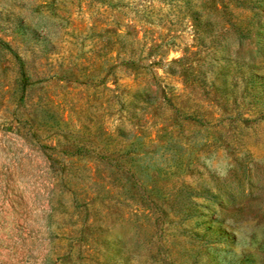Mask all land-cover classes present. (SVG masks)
<instances>
[{
  "label": "rangeland",
  "instance_id": "obj_1",
  "mask_svg": "<svg viewBox=\"0 0 264 264\" xmlns=\"http://www.w3.org/2000/svg\"><path fill=\"white\" fill-rule=\"evenodd\" d=\"M0 264H264V0H0Z\"/></svg>",
  "mask_w": 264,
  "mask_h": 264
},
{
  "label": "trees",
  "instance_id": "obj_2",
  "mask_svg": "<svg viewBox=\"0 0 264 264\" xmlns=\"http://www.w3.org/2000/svg\"><path fill=\"white\" fill-rule=\"evenodd\" d=\"M20 72H21V74L23 75V71H22V70H20Z\"/></svg>",
  "mask_w": 264,
  "mask_h": 264
}]
</instances>
